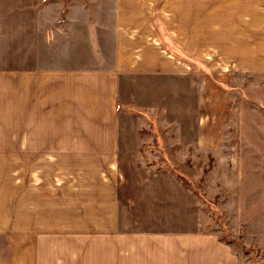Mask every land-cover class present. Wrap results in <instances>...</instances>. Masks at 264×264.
<instances>
[{"label": "crops", "instance_id": "crops-1", "mask_svg": "<svg viewBox=\"0 0 264 264\" xmlns=\"http://www.w3.org/2000/svg\"><path fill=\"white\" fill-rule=\"evenodd\" d=\"M116 1L110 15L100 6L96 24L86 4L34 0L23 12L35 18L28 61L0 49V262L242 264L215 233L120 229V116L139 110L120 102V87L134 94L165 75L179 92L175 79L199 75L208 60L264 74V4L260 16L249 0L242 13L231 0L233 18L223 21L217 3L183 0L160 21L142 0L132 9ZM195 122L180 138L187 157L216 149L211 118ZM205 177L204 169L196 182Z\"/></svg>", "mask_w": 264, "mask_h": 264}, {"label": "rangeland", "instance_id": "rangeland-1", "mask_svg": "<svg viewBox=\"0 0 264 264\" xmlns=\"http://www.w3.org/2000/svg\"><path fill=\"white\" fill-rule=\"evenodd\" d=\"M33 1L0 0V49H9L8 55L0 52V57L17 63L27 60L28 34L33 33L35 18L23 12ZM51 1L86 4L96 24L101 22L100 6L110 15L117 3ZM229 1L223 0L221 5L220 0H208V5H220V18L225 21L233 18ZM182 2L142 0L140 8L144 12L152 9V16L161 21L176 6L181 9ZM246 2L238 0L235 10L242 13ZM124 4L137 8L134 0H124ZM262 4L264 0H249L248 10L261 16L257 7ZM243 18L248 17L245 14ZM199 72L176 78L179 92L172 91L165 75L134 94L128 85L120 87V102L136 104L139 110L132 112L130 108L120 116L119 227L135 232L168 229L215 233L219 242L239 255L242 264H264V74L243 75L210 60ZM156 97L159 100L155 102ZM199 116L211 118L205 131L218 135L216 149L207 155L195 151L187 157L180 138L195 133L191 122L196 123ZM177 145L183 147L174 148ZM183 168L191 184L175 170ZM204 169L206 177L200 185L196 181ZM222 185H227V194L219 196ZM0 264H4L2 259Z\"/></svg>", "mask_w": 264, "mask_h": 264}, {"label": "trees", "instance_id": "trees-1", "mask_svg": "<svg viewBox=\"0 0 264 264\" xmlns=\"http://www.w3.org/2000/svg\"><path fill=\"white\" fill-rule=\"evenodd\" d=\"M178 174L181 175V176H183L185 179H187L188 182H189V184H191L192 181H191L190 179H188V177H187L184 173H182V172H178ZM181 176H180V177H181ZM181 178H182V177H181ZM197 186H198V185H196V187H197Z\"/></svg>", "mask_w": 264, "mask_h": 264}]
</instances>
